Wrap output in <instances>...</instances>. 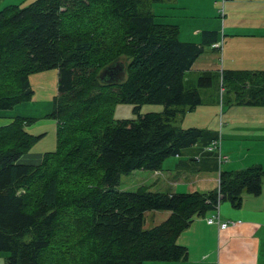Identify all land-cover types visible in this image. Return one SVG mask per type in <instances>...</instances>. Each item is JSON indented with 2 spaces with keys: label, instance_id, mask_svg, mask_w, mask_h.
Returning <instances> with one entry per match:
<instances>
[{
  "label": "trees",
  "instance_id": "1",
  "mask_svg": "<svg viewBox=\"0 0 264 264\" xmlns=\"http://www.w3.org/2000/svg\"><path fill=\"white\" fill-rule=\"evenodd\" d=\"M162 1L34 0L0 9V110L33 96L31 74L57 70L45 114L56 122L54 150L37 164L20 163L40 137L27 129L38 117L16 116L0 125V251L7 252L6 264L186 259L177 238L195 216L224 200L239 207L244 193H261L260 165L220 170L218 186L206 192L116 188L121 174L160 170L166 158L195 144L200 155L217 158L207 149L218 140L215 131L176 124L178 115L201 104L185 73L216 41V31H203L200 43L180 40L177 25L155 21L150 4ZM121 56L127 58L124 79L100 80L101 70ZM209 84V73L199 77V86ZM221 88L228 105L264 106V70L223 69ZM117 102L160 104L162 110L114 121ZM152 210L170 214L144 228L145 212Z\"/></svg>",
  "mask_w": 264,
  "mask_h": 264
},
{
  "label": "crops",
  "instance_id": "2",
  "mask_svg": "<svg viewBox=\"0 0 264 264\" xmlns=\"http://www.w3.org/2000/svg\"><path fill=\"white\" fill-rule=\"evenodd\" d=\"M151 6L159 23L177 25L180 40L200 43L203 31H216V41L205 46L195 59L186 71L185 82L189 81L188 72L194 76L223 70L219 66L220 52L225 69L264 70V0H164ZM219 7L222 18L220 14L213 13ZM209 15L215 19L205 23ZM214 43H219V47H213ZM31 75L29 80L34 93L36 89H44L47 91L43 96L53 98L57 72L49 73L45 78L37 75L34 79ZM244 108V112L238 111L237 115L226 119L221 136L228 144L248 146L264 165V106ZM33 124L27 126L28 131L42 137L43 132L35 134L34 129L29 130ZM47 151L29 149L18 161L37 164ZM202 151L195 144L164 160L162 168L155 171L160 175L155 180L160 182L166 193L206 192L218 186L219 156L200 155ZM211 152L216 153L215 150ZM213 212L219 214L220 222L227 221L225 228H219L217 223H207V217ZM169 214L168 210L147 211L144 225L147 216L149 228L165 220ZM177 242L187 248L186 259L149 261L158 263L148 264H264V188L259 195L244 193L239 207H233L224 200L217 209L195 216L189 227L178 236Z\"/></svg>",
  "mask_w": 264,
  "mask_h": 264
},
{
  "label": "rangeland",
  "instance_id": "3",
  "mask_svg": "<svg viewBox=\"0 0 264 264\" xmlns=\"http://www.w3.org/2000/svg\"><path fill=\"white\" fill-rule=\"evenodd\" d=\"M34 0H0V9L4 8L8 5H16L18 7H24L33 2ZM221 7L217 8V13L219 12ZM150 10L153 11V6L150 4ZM156 19V11L152 12ZM213 18V15H209L205 18V23H208ZM203 21V22H204ZM158 22V21H157ZM121 63H126L127 58L121 56L119 60ZM220 69H224L221 61V52H220V60H219ZM102 68H99L100 71ZM102 71V70H101ZM56 73V69H51L44 71L41 73H34L31 76L33 78H45L49 73ZM45 74V75H43ZM187 74V73H185ZM201 75L192 76L190 72H188V79L186 81V85L188 87H196L198 93L201 97V104L199 107L194 108L189 114L178 115L176 119V124L183 127H199V128H207L211 131H215L218 137V149H216V153L219 156L218 160V169L219 170H238L243 169L252 165H260L264 169V165L261 161L258 160V154L255 153L252 149H249L248 146L244 144H228L225 142L224 138L221 136V133L225 131L224 122H227L226 119L229 116L237 115V113L244 112L245 108L248 105L244 104H231L228 105L227 102V93H224V97L222 98V88H221V71L217 72H209L210 76V84L206 86H199L198 79ZM47 80V79H46ZM192 81V82H191ZM47 90L44 89H36L34 95L24 100L20 103H17L10 109L0 110V125L7 124L11 122V120L16 116H31L38 117L37 122L29 127V130L34 129L35 134L38 132L42 133V137H39L35 143L31 146V150L36 151H47L55 149L56 147V127L55 121L49 118H45V114H47L52 108V98L48 96H43L44 92ZM230 97H234L232 94ZM240 107V108H238ZM240 109V110H238ZM162 110V105L160 104H143L138 108L130 103H122L117 102L114 104L112 109L111 117L114 121L122 120V119H136L139 113H145L150 111H160ZM183 124V125H182ZM41 136V135H40ZM223 139V140H222ZM221 142H222V150H221ZM55 146V147H54ZM228 158V159H226ZM160 175L156 174L155 171L152 170H133L126 174H121L119 183L117 185V189L133 191L137 187L141 185L148 186L149 190L154 189L152 191L165 192V189H162L160 186V182H157L155 179L159 178ZM96 179V175H92L90 177V181H94ZM262 188H264V176L262 177ZM149 217H146L144 228H148L149 226ZM30 236H27L25 240H28ZM7 252L0 251V264L5 263V257ZM148 263H158V262H146Z\"/></svg>",
  "mask_w": 264,
  "mask_h": 264
},
{
  "label": "water",
  "instance_id": "4",
  "mask_svg": "<svg viewBox=\"0 0 264 264\" xmlns=\"http://www.w3.org/2000/svg\"><path fill=\"white\" fill-rule=\"evenodd\" d=\"M114 72V73H113ZM99 79L110 83V82H119L125 77V65L120 61L108 65L105 67L98 75Z\"/></svg>",
  "mask_w": 264,
  "mask_h": 264
},
{
  "label": "built area",
  "instance_id": "5",
  "mask_svg": "<svg viewBox=\"0 0 264 264\" xmlns=\"http://www.w3.org/2000/svg\"><path fill=\"white\" fill-rule=\"evenodd\" d=\"M213 47H216L218 46L219 47V43H214L212 44ZM218 148V141H213L210 146L207 148L208 150H216ZM219 220V214L218 213H215L213 212L212 214H210L208 217H207V223H213V222H218ZM227 221L225 222H222L220 223V227L224 228L227 226Z\"/></svg>",
  "mask_w": 264,
  "mask_h": 264
},
{
  "label": "bare ground",
  "instance_id": "6",
  "mask_svg": "<svg viewBox=\"0 0 264 264\" xmlns=\"http://www.w3.org/2000/svg\"><path fill=\"white\" fill-rule=\"evenodd\" d=\"M218 46H216L215 48H217ZM214 223H217L218 224V226H219V228H222V227H220V223H222V222H220V219L218 220V222H213V223H210V224H214ZM225 228V227H224Z\"/></svg>",
  "mask_w": 264,
  "mask_h": 264
},
{
  "label": "flooded vegetation",
  "instance_id": "7",
  "mask_svg": "<svg viewBox=\"0 0 264 264\" xmlns=\"http://www.w3.org/2000/svg\"><path fill=\"white\" fill-rule=\"evenodd\" d=\"M114 73V72H113Z\"/></svg>",
  "mask_w": 264,
  "mask_h": 264
}]
</instances>
